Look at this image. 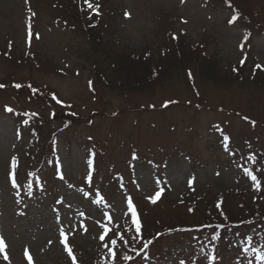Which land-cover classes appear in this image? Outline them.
I'll return each instance as SVG.
<instances>
[{
    "label": "rangeland",
    "instance_id": "1",
    "mask_svg": "<svg viewBox=\"0 0 264 264\" xmlns=\"http://www.w3.org/2000/svg\"><path fill=\"white\" fill-rule=\"evenodd\" d=\"M88 3L0 0V264H29L25 249L72 264L61 229L77 264H109L101 224L131 240L128 197L153 242L137 255L118 241L116 264H259L192 228L221 207L222 228L242 202L264 212L244 173L257 161L264 177V0Z\"/></svg>",
    "mask_w": 264,
    "mask_h": 264
},
{
    "label": "trees",
    "instance_id": "2",
    "mask_svg": "<svg viewBox=\"0 0 264 264\" xmlns=\"http://www.w3.org/2000/svg\"><path fill=\"white\" fill-rule=\"evenodd\" d=\"M228 4L229 3L225 2V5ZM87 25L88 24H86V27ZM164 63H166V60L164 61ZM146 68H147V63H146ZM152 76L157 78V75L155 74H153ZM70 117L71 116L68 114L59 116L61 120L68 119ZM32 148H33V142L31 145H27L26 149L29 150L24 153V156H28L27 158L31 157L30 150ZM248 170L253 175H258L261 178L262 180L261 189H262V185H264V177H262L263 173L260 171V169H256V168L254 169L248 168ZM251 193L253 192L252 191L245 192V194L242 195L243 199L244 200L246 199L248 201ZM226 202L228 203L227 200ZM251 203L252 205L248 206L245 210H242L245 205L244 202H242L240 204V209L237 208L234 211V213L230 214L231 216H229V220H226L225 221L226 223L222 224V228H220L221 225L216 227L214 223L215 221H220L222 223L223 219L226 218L225 216L227 214L223 212L222 207L220 210L217 211L214 210V212L201 213L198 226L193 227L192 230L198 231V233L205 232L206 234H208V237L212 242L211 243L212 248L218 245H222L228 249H232V243H234L235 240H238L241 246L235 247L234 249H237L239 252L244 253V251H246V254L251 252L255 258L257 257V255H264V236L261 235L264 234V227H262V225L264 224V212L260 213L262 211L257 210L258 208L255 209L256 202L254 200H252ZM193 206H196L195 201H193ZM252 228H256V230H258L261 234L259 233L257 237L251 236L250 230ZM207 231H212V233ZM213 233L215 235H213ZM220 233H221V239L219 238ZM207 243L208 242L206 241L204 245H206ZM262 263L264 264V262L259 261V264Z\"/></svg>",
    "mask_w": 264,
    "mask_h": 264
},
{
    "label": "snow or ice",
    "instance_id": "3",
    "mask_svg": "<svg viewBox=\"0 0 264 264\" xmlns=\"http://www.w3.org/2000/svg\"><path fill=\"white\" fill-rule=\"evenodd\" d=\"M183 2V0H182ZM85 3H88V0H85ZM88 7L91 8L92 5L90 3H88ZM126 17H127V13H125ZM233 19H235V17H233ZM231 22V21H230ZM29 35H31V33H29ZM37 38L38 35H37ZM245 39H247V37H245ZM241 48H243V43L241 44ZM241 64H243V61H241ZM261 65L257 64L256 68H260ZM189 77L191 78V73H189ZM91 81H89V85L91 86ZM4 87V85H0V88ZM15 87L19 88L21 87V85L16 84ZM33 91H35V89H33ZM52 99L57 100V97L55 94H52ZM57 103H60L59 100H57ZM170 103H176V101H166L165 104L163 106H167ZM154 107V106H153ZM7 111H12V109L8 108L6 109ZM245 119H247V117H245ZM253 125L255 124V122H252ZM228 138L225 137V140H227ZM135 154H133V159H135ZM10 171L8 173V179L11 181L12 187L16 188L17 185V177H16V169L18 167V160L15 156H13L11 158L10 164ZM244 173L245 175L249 176L251 178V180L254 183V186H256L257 188L259 187V181L257 180V177L255 175H252V173L248 170V169H244ZM58 175H60V178L63 179V175L59 173L58 170ZM159 181H157V186H159ZM189 186H191L192 181L189 180ZM163 189H160V191H157L153 196L148 197V199H150V201L152 203H155L157 201V199L160 197L161 193H162ZM126 205H127V211L124 212L125 216H129L131 217V223L129 224L128 229H125L124 231H129L131 230L133 232V236L131 238V240H128L125 238V236L123 234H121L118 231L113 230L112 228H109L107 225L105 224H101V227L103 228V232L99 235V240L104 242V247L107 248L108 251V255H109V264H116L117 260H118V252L117 249L119 248L118 245V241L121 242L123 244V246L125 248H129L132 251H136L137 255H139L141 252H143L145 249L148 248V246L150 244H152V240L149 239L146 242H144V238L142 236V224L140 222L139 219V214L136 211V208L133 204L132 198L128 197L126 199ZM217 207L219 208L220 205L219 203L217 204ZM81 215H83V213H81ZM105 218L108 220L109 224L112 222V217L108 215V213H104ZM109 233H111V235H109ZM157 237L161 236L162 233H157L156 234ZM60 243H62L64 245V251L67 253L68 257L71 258V262L72 264H77V258L76 256L73 254V250L71 247H69L68 243H66V234L64 232L63 229L60 230ZM107 238V239H106ZM49 243H52V241H49ZM134 244H142V247L139 248V250H137L135 247H133ZM5 248H6V244L4 242V238L0 237V254L4 255V259L7 260L8 256L5 252ZM25 257L28 259L29 264H32V258L29 255V252L27 249H25ZM122 259L124 260H131L132 257L129 255H123ZM212 259H215L214 257ZM257 260L264 262V255H257L256 257ZM180 264H184V261H180Z\"/></svg>",
    "mask_w": 264,
    "mask_h": 264
}]
</instances>
